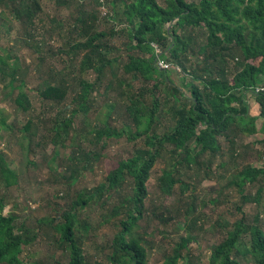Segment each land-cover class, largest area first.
<instances>
[{"label": "trees", "instance_id": "1", "mask_svg": "<svg viewBox=\"0 0 264 264\" xmlns=\"http://www.w3.org/2000/svg\"><path fill=\"white\" fill-rule=\"evenodd\" d=\"M43 1L0 0L1 16L7 19L9 13L25 26L23 44L40 54L44 44L35 42L34 30L36 20L43 21ZM91 1L92 10L89 0H57L58 5L74 4L76 14L65 20L69 24L68 39L66 46L58 49L66 56L59 58L64 67L49 62L45 86L41 85L43 98L60 108L51 119L53 126L41 134L36 145L49 142L60 147L76 133L89 132L91 137L73 145L66 170L59 172L72 180V186L78 181L75 172L92 169L102 155L97 147L102 144L105 148L110 138L136 142V153L118 161L92 191L84 188L75 197L68 194L66 210L58 217L37 219L36 227L27 225V218L5 214L7 200L0 190V264H62L56 253L40 261L23 258L46 227L53 231L58 250L69 253L68 264H90L80 237L81 216L96 198H104L105 204L114 196L118 201L107 219H118L119 230L103 245L107 251L105 264H149L144 244L147 231L140 223L147 219L148 180L160 159L165 160L166 167L158 180L168 196L177 189L185 196L191 186L186 176L197 179L204 171L205 176L213 177L211 167L215 163L228 171L221 177L227 179L225 186L239 191L237 209L244 212L245 205L254 203L257 213L253 221L243 214L233 223L224 240L212 250L210 264H264V161L261 166L247 162L255 157L264 159V91H255L264 80V0H108L113 7L123 6L112 16L104 13L108 19L120 21L108 30L100 28L96 7L102 5L101 1ZM56 22L62 29L64 20ZM117 37L125 39L126 53L112 43ZM1 40L0 31V83L11 88V94L18 90L16 106L30 112L33 102L26 90L30 68L23 70L17 54ZM46 58L41 56L37 62L40 71ZM161 61L169 66H161ZM90 71L93 79L88 77ZM174 72L182 73L181 84L171 76ZM114 91L118 100L110 103L105 117L98 114L91 129L77 124L81 116L85 117V126L89 125L98 96L106 101ZM72 92V100L67 102ZM252 98L259 104L256 115L251 112ZM116 105L124 109L121 127L110 123L111 109ZM3 129L12 131L13 125L0 110V131ZM21 131L31 151L39 125L29 118ZM257 133L263 136L245 140ZM57 154L52 156L53 161ZM70 169L74 172L69 177ZM54 170H61V166L56 164ZM20 182L7 154L0 149V187L11 189ZM125 182L131 184L127 193L122 191ZM197 209L194 200L189 211ZM201 220L197 216L187 223L188 234L164 253V261L159 264L193 263L190 243L196 238L193 231L203 227ZM225 224L228 227L229 222ZM246 235L250 246L241 249L239 243Z\"/></svg>", "mask_w": 264, "mask_h": 264}, {"label": "rangeland", "instance_id": "2", "mask_svg": "<svg viewBox=\"0 0 264 264\" xmlns=\"http://www.w3.org/2000/svg\"><path fill=\"white\" fill-rule=\"evenodd\" d=\"M100 1L102 5L96 7L99 11L100 28L108 30L113 25H119L120 21L108 19L104 13L112 16L114 11L123 10V6L117 4L113 7L108 0ZM159 2L163 3L162 0H159ZM88 4V8L92 10L94 3L89 0ZM75 10L74 4L64 6L58 5L57 0L43 1L41 14L43 21L36 20L37 26L34 30L35 42L44 44L43 53L40 54L33 48L26 47L23 44L25 26L9 13L7 19L1 16L3 9L0 8L1 44L17 54L18 65L23 70L30 68L26 90L33 102V108L30 112L22 111L14 102L18 90L15 94H11V88L0 83L1 116H8V123L13 125L12 131L5 129L0 131V149L7 154L11 168L16 171L21 180L19 185L11 189H6L4 185H1L0 190L7 200L5 214L15 213L22 218H27V225L35 227L37 226V219L58 217L59 214L63 213L67 207L68 199L66 197L68 194L75 197L76 193L84 188L92 191L93 188L105 180L108 173L118 165V161L135 154L137 149V143L129 142L125 137L110 138L105 148H102V144L97 147L102 155L94 162L92 169H80V171L75 172L78 181L72 186V180L68 177H62L59 172L66 170L73 145L83 141L85 137H91L89 132L85 131L83 135L76 133L60 147H56L49 142L45 146L39 147L36 145L40 140L41 134L48 133L50 126H53L51 119L56 116L60 108L58 104L53 106L51 102L49 103V101L44 99L40 91L41 87L45 86L44 80L48 77L47 66L49 62H54L57 68L64 67L59 58L60 55H63L66 59V56L58 53V49L66 46L69 24L65 20L70 15L75 16ZM51 19H56V21L63 19L65 23L62 26L63 28L58 27L56 21L54 23L50 22ZM124 42L125 39L121 37L112 40L113 44L120 46L121 51L126 53ZM56 52L58 53L57 55H55ZM41 56H47V58L45 65L40 71L37 62ZM171 76L177 84H181L182 73L174 72ZM88 77L93 79L94 73L90 71ZM72 96L73 92L67 102L72 100ZM106 98L105 101L102 95L98 96V101L94 104L90 114L89 125L85 126V117L81 116L78 118L77 124L85 128L90 126L89 128L91 129L98 114L105 117L110 109V103L117 98V95L114 91L109 93ZM111 110L113 115L110 118V123L117 127L123 126V107L116 105L115 109ZM29 118H33L39 125V135L34 137V146L30 149L31 151L28 150V146L22 140L21 131V128ZM83 120L84 122L81 123ZM261 123L262 121L259 120L258 125L260 126ZM262 136L263 134L257 133L248 138L246 137L245 140L253 141ZM56 151L59 156L53 161L52 156L57 153ZM165 156L169 158V154ZM225 159L228 160L227 157ZM263 161L264 159H258L257 157L247 160V162L256 166H261ZM31 162L34 163L32 164ZM56 164L61 166V170H54ZM216 164L211 167L213 177L205 176L204 171L201 176H197V179L190 180L187 176L185 177L191 185L185 196H182L178 189L174 194L168 196L162 192L158 180L162 168L166 167L165 160L160 159L155 167L154 175L148 180L149 196L146 199V214L148 215L145 217L147 219H143L140 223L142 229L147 231L144 236V244L148 250L149 264L162 263L164 261V253L170 251L176 243L181 241L183 236L188 234L187 223L193 221L197 216H201L200 225L203 224V227L202 229L197 227L193 231L196 238L190 243L192 264H210L212 250L216 244L224 240L227 236V230H231L233 223L239 220L243 214L246 215L249 221H253L257 213L254 203L245 205L243 208L244 212L237 209L238 202L241 200L240 193L234 187L225 186L227 179L224 176L221 177V173L224 172L225 175L229 173L223 168H217ZM73 172L71 169L68 170L69 177ZM130 185V183L125 182L122 185V191L125 193L129 192L131 189ZM255 188L253 187V191L256 190ZM117 198V196H114L105 204H103L104 198H96L81 216L80 226L82 233L80 237L83 238V246L90 264H95V261L102 264L106 263L105 255L107 251L103 248V245L119 230L118 219H107L113 203L118 201ZM194 200L197 201L198 209L189 211L190 203L194 202ZM179 214L181 215L179 216ZM262 217L264 219V214ZM226 222H229L228 227H226ZM40 237L30 251H25L23 254L24 259L40 261L42 258L50 257L56 253L62 264L69 263V253L58 250L54 243L53 231L49 227L41 231ZM248 245L249 235H246L242 237L239 246L241 249H245V246L248 247ZM250 264L256 263L250 262Z\"/></svg>", "mask_w": 264, "mask_h": 264}, {"label": "crops", "instance_id": "3", "mask_svg": "<svg viewBox=\"0 0 264 264\" xmlns=\"http://www.w3.org/2000/svg\"><path fill=\"white\" fill-rule=\"evenodd\" d=\"M251 103V112L252 114H257L259 112V104L255 101L254 98L250 99Z\"/></svg>", "mask_w": 264, "mask_h": 264}, {"label": "built area", "instance_id": "4", "mask_svg": "<svg viewBox=\"0 0 264 264\" xmlns=\"http://www.w3.org/2000/svg\"><path fill=\"white\" fill-rule=\"evenodd\" d=\"M160 65L163 66V67H168L169 65L166 64L164 61H161L160 62ZM256 92H260V91H264V80L261 84H259L258 86H256Z\"/></svg>", "mask_w": 264, "mask_h": 264}]
</instances>
